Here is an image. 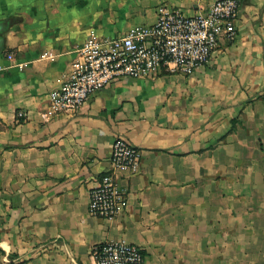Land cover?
<instances>
[{"label":"crops","instance_id":"crops-1","mask_svg":"<svg viewBox=\"0 0 264 264\" xmlns=\"http://www.w3.org/2000/svg\"><path fill=\"white\" fill-rule=\"evenodd\" d=\"M215 1L0 0V264H95L93 248L114 241L147 264H264V0H240L237 39L192 76L121 78L78 112L47 115L91 34ZM118 137L142 152L139 172L121 174L129 206L93 217Z\"/></svg>","mask_w":264,"mask_h":264},{"label":"built area","instance_id":"built-area-1","mask_svg":"<svg viewBox=\"0 0 264 264\" xmlns=\"http://www.w3.org/2000/svg\"><path fill=\"white\" fill-rule=\"evenodd\" d=\"M240 0H217L206 13L188 16L166 5L157 9V22L113 38L91 34L76 51L72 69L49 93L47 115L57 117L89 106L95 93L121 78L153 79L165 72L192 76L209 63L221 40L237 39ZM13 59V54L8 55ZM21 69L24 64L17 65ZM7 68H1L0 72ZM20 117L25 113L20 112ZM142 152L118 137L111 168L90 191L89 214L115 220L127 211L128 191L121 174H137ZM95 264H147L141 247L126 241L107 242L92 250Z\"/></svg>","mask_w":264,"mask_h":264}]
</instances>
